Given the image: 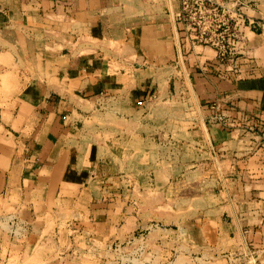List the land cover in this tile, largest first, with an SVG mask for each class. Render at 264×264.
<instances>
[{
  "label": "crops",
  "instance_id": "crops-1",
  "mask_svg": "<svg viewBox=\"0 0 264 264\" xmlns=\"http://www.w3.org/2000/svg\"><path fill=\"white\" fill-rule=\"evenodd\" d=\"M221 1L240 32L222 63L187 38L180 0H0V264H107L147 229L118 158L172 123L206 155L198 171L219 174L220 205L195 197L133 261L264 264V0ZM8 216L26 225L17 240Z\"/></svg>",
  "mask_w": 264,
  "mask_h": 264
},
{
  "label": "rangeland",
  "instance_id": "rangeland-1",
  "mask_svg": "<svg viewBox=\"0 0 264 264\" xmlns=\"http://www.w3.org/2000/svg\"><path fill=\"white\" fill-rule=\"evenodd\" d=\"M180 23L182 24L181 21ZM193 34H195V32ZM204 46L211 47L207 44ZM211 48L214 49L213 47ZM160 127L162 129L160 131L161 133L155 135V137L153 136L154 139H152V143L151 140L149 142L140 141L137 144L133 140L128 141L125 143V146H127V149L125 148V153L126 156H129L118 158L123 170L121 169L119 172L115 171L114 176L120 182L124 181L126 186L123 190L118 189V192L124 191L125 198L129 200L127 210L129 215H135L137 212L140 213L141 223L142 225L144 224L143 227H147V229L143 230L137 228L130 234L132 239L116 240L111 246H108V249H106L109 256L107 264H131L130 261L134 262L132 258L133 256L135 257L134 253L138 251L142 242H144L143 244L149 243L147 240L149 235L147 234L150 226L154 227L158 225L157 227L161 228L177 229V225L180 223L175 220V217L177 216L176 219H178L181 211L184 210L187 211L189 209L191 212L192 207L196 206V203L192 201L195 197L208 196V198L204 197L206 200L205 209L219 208V203L213 205L211 201L212 197H216L219 201L221 196L219 184L217 182V180H219V174L198 171L196 165L199 161L206 158V155L203 158V154H199L200 152L196 147L187 146L188 144L192 145V143L184 142L183 138L187 139L184 133V126L179 123H172V125H160ZM154 143L156 147H153ZM150 149H152V153H155H153L152 156L148 155ZM112 166L116 168V165L112 164ZM112 166H110V168ZM206 168L207 166H205V170ZM11 217L13 216H8L6 218L8 223ZM17 222L20 224L22 222L23 228L8 224V231L12 227L11 233L8 232V234H11V237L15 240L18 239V236L14 237L12 232L14 231L16 235H18V232L21 233V230L26 228L23 220L18 219ZM87 239L88 238L85 239L86 241L83 240L84 242L81 241L82 247H86L84 245L89 243V239ZM93 247L94 249L96 248V246ZM87 249L89 251L87 256L100 255L91 250V248ZM91 251H93V253H91ZM195 252L197 251H194L192 254L194 257L197 254ZM198 254L200 257L201 254ZM65 255L74 257L71 250L61 254V256ZM215 255L219 260L224 253L215 254L211 249L203 253L204 257H214ZM53 256L52 252L46 251L43 255V260L38 264H56L52 259ZM173 258L174 256H172L171 259ZM65 259L68 260V258ZM70 260L71 259H69V261Z\"/></svg>",
  "mask_w": 264,
  "mask_h": 264
},
{
  "label": "built area",
  "instance_id": "built-area-1",
  "mask_svg": "<svg viewBox=\"0 0 264 264\" xmlns=\"http://www.w3.org/2000/svg\"><path fill=\"white\" fill-rule=\"evenodd\" d=\"M177 18L184 25L191 43L213 47L221 63L235 60L239 53L236 42L240 32L236 21L230 15L229 8L221 0H181ZM17 221V218L11 217L9 224L23 228L22 222L20 224ZM12 233L17 236L14 231ZM143 243L134 253L135 257L133 256L132 260L138 259L144 252L146 244ZM136 262L137 260L130 261L131 264H137Z\"/></svg>",
  "mask_w": 264,
  "mask_h": 264
}]
</instances>
